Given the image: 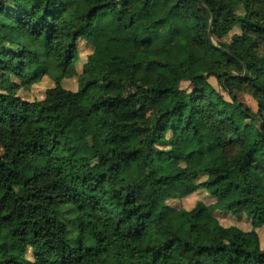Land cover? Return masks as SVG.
I'll return each mask as SVG.
<instances>
[{"label":"trees","instance_id":"obj_1","mask_svg":"<svg viewBox=\"0 0 264 264\" xmlns=\"http://www.w3.org/2000/svg\"><path fill=\"white\" fill-rule=\"evenodd\" d=\"M262 228L264 0H0V264H264Z\"/></svg>","mask_w":264,"mask_h":264},{"label":"rangeland","instance_id":"obj_2","mask_svg":"<svg viewBox=\"0 0 264 264\" xmlns=\"http://www.w3.org/2000/svg\"><path fill=\"white\" fill-rule=\"evenodd\" d=\"M235 32H237V30H235ZM230 38L231 37L229 36L227 39H225V41L229 42ZM91 52H92V48L86 42H84V41L79 42V61H80V64L78 65V70L80 72H81L83 63L85 62L87 56ZM46 80H48V79H46ZM210 82L216 89L221 91V88H220V86H219V84L215 78H210ZM49 86H51V84L45 81L44 84H42V85L40 84V85L33 86L30 89L21 90L19 92V94L22 98L30 100V101L40 100V99L44 98L45 91H46L47 87L49 88ZM66 86L69 89L76 90L77 89L76 79L75 78L67 79L66 80ZM181 86L183 88H188L189 84L186 82H183ZM238 98L245 106L249 107L253 112H257V109H258L257 103L251 95L241 93V94H238ZM163 161L164 160L161 159L159 162H157V165L159 166V168H163ZM43 163H44L43 160L36 161V162L32 163V167H35V166L43 164ZM220 197H221L220 195H211V194L205 192L204 190H200L197 193L188 195L187 198H185L183 200H171L168 203H169V205H171L172 207L177 208V209H179V208L190 209L198 201H203L207 205H211L213 203H221L222 200ZM220 212L224 213V214H228V216L233 221H237L241 216V215L234 214V213H228L224 210H220ZM224 217L220 216V218L222 220L224 219ZM223 221L225 223H227V221H225V220H223ZM250 226H251L250 221L245 220L243 223L244 229L248 230L250 228ZM259 237H260L261 247L264 248V228H262L259 231ZM29 255H31V254H29Z\"/></svg>","mask_w":264,"mask_h":264}]
</instances>
